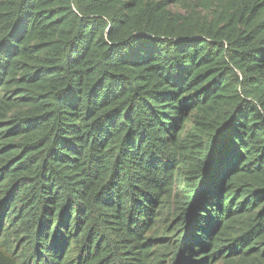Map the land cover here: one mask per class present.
<instances>
[{
  "label": "trees",
  "instance_id": "16d2710c",
  "mask_svg": "<svg viewBox=\"0 0 264 264\" xmlns=\"http://www.w3.org/2000/svg\"><path fill=\"white\" fill-rule=\"evenodd\" d=\"M0 264H264V0H0Z\"/></svg>",
  "mask_w": 264,
  "mask_h": 264
}]
</instances>
